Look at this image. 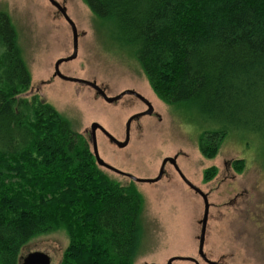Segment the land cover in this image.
Listing matches in <instances>:
<instances>
[{"label": "trees", "instance_id": "1", "mask_svg": "<svg viewBox=\"0 0 264 264\" xmlns=\"http://www.w3.org/2000/svg\"><path fill=\"white\" fill-rule=\"evenodd\" d=\"M134 50L155 94L221 123L200 148L213 157L247 122L264 137V0H84ZM9 14L0 11V264L58 229L61 264H134L143 196L110 178L91 141L35 94ZM241 160L236 164L242 170ZM216 174L208 168L204 180Z\"/></svg>", "mask_w": 264, "mask_h": 264}, {"label": "rangeland", "instance_id": "2", "mask_svg": "<svg viewBox=\"0 0 264 264\" xmlns=\"http://www.w3.org/2000/svg\"><path fill=\"white\" fill-rule=\"evenodd\" d=\"M67 8L78 30V56L60 65L66 75L95 80L109 96L132 88L153 104L154 112L132 122L129 144H113L97 131L100 156L113 166L140 178L158 175L162 161L176 156L185 176L208 194L211 204L205 253L224 256L226 264H264V137L247 122L236 123L213 157L200 148L206 130L221 123L205 119L196 109L168 104L153 91L134 50L113 37L107 26L84 0H57ZM0 11L9 14L32 81L22 97L35 94L68 118L75 130L89 139L93 122L100 123L124 140L127 120L143 109L126 95L115 103L104 100L94 88L54 77L55 63L73 53L72 28L49 0H0ZM241 160L242 170L237 169ZM216 174L204 180V173ZM124 185L133 183L143 196L140 247L134 264H164L175 254L190 253L198 245L204 200L168 163L162 179L140 183L102 168ZM69 244L67 231L58 229L31 239L21 251L23 258L34 251L50 255L61 264Z\"/></svg>", "mask_w": 264, "mask_h": 264}, {"label": "water", "instance_id": "3", "mask_svg": "<svg viewBox=\"0 0 264 264\" xmlns=\"http://www.w3.org/2000/svg\"><path fill=\"white\" fill-rule=\"evenodd\" d=\"M61 13L62 15L65 17V19L68 21V23L70 24L71 28H72V33H73V53L71 55H69L68 57H62L59 58L56 63H55V72H54V76L60 77L64 80H69V81H75V82H79L82 84H86L89 85L90 87L94 88L96 90V92L103 97L104 100H106L109 103H112L114 101H117L118 99H120L121 97H123L126 94H135L138 97L142 98L143 100H145L149 106V109L143 113L140 114H135L133 116H131L127 122V127H128V135L126 137V139L124 140H120L117 137H115L113 134H111L107 129H105V127H103L100 123L98 122H93L91 124V133H92V139H91V144H92V150L93 153L95 155L97 164L101 167V168H105L107 170H110L112 172H115L117 174L123 175V176H127L128 178H130L131 180L135 181V182H140V183H155L158 182L162 179L164 172H165V166L168 162L172 163L177 172L179 173L180 177L182 178V180L191 188L193 189L195 192H197L198 194H200L204 200V214H203V218L200 221L201 224V230H200V253L203 254V247H204V242H205V237H206V231H207V224H208V218H209V211H210V202H209V198H208V194L205 193L201 188H199L198 186H196L193 182H191L186 176L185 174L182 172V170L179 168L176 158L175 157H165L164 160L162 161V165L161 168L159 170V173L156 177L154 178H140L137 176H134L133 174H130L128 172H125L115 166H113L112 164L108 163L107 161H105L99 153V149H98V143H97V136H96V129L97 128H101V130L109 137V139L111 140V142L115 143L118 147L123 148L125 146H127L129 144L130 141V137H129V128L131 125V122L135 119L138 118L142 115L145 114H151L153 111V105L152 103L141 93L132 90V89H127L124 90L123 92H121L118 95L115 96H109L106 91L101 88L96 82L91 81V80H87V79H83V78H77V77H72L69 75L64 74L63 72H61L60 69V65L63 62H67L70 60L75 59L78 56V41H79V37H78V30H77V26L75 24V22L70 18V16L68 15L67 12V8L65 6H63L62 4H60L57 0H49ZM52 260L49 254L42 252V251H34L29 253L27 256H25L23 258L22 264H51Z\"/></svg>", "mask_w": 264, "mask_h": 264}, {"label": "flooded vegetation", "instance_id": "4", "mask_svg": "<svg viewBox=\"0 0 264 264\" xmlns=\"http://www.w3.org/2000/svg\"><path fill=\"white\" fill-rule=\"evenodd\" d=\"M54 77H57V76H54ZM91 81H94L96 82L95 80H91ZM97 83V82H96ZM98 84V83H97ZM101 87V86H100ZM103 88V87H101ZM104 89V88H103ZM129 89H132V88H129ZM105 90V89H104ZM127 90V89H126ZM134 90V89H132ZM136 91V90H135ZM138 92V91H137ZM140 93V92H139ZM128 96H131L133 97L134 99H136L138 102H140L141 105H144L145 107L141 110H138L136 112H134L133 115L135 114H140V113H143L145 111H147L149 109V106L147 104V102L145 100H143L142 98L138 97L137 95L135 94H126ZM126 95H124L123 97H125ZM123 97H121L120 99H118L117 101L121 100ZM103 98V97H102ZM149 100V99H148ZM116 101H114L115 103ZM153 105V104H152ZM154 112V107H153V111L152 113ZM151 113V114H152ZM146 115H149V114H145V115H142L138 118H135L133 121L137 120V119H140L141 117L143 116H146ZM129 120V119H128ZM127 120V122H128ZM132 121V122H133ZM127 122H126V125H125V129H124V134H125V137L124 139H126L127 135H128V127H127ZM131 122V124H132ZM106 129V128H105ZM97 131H100L102 132L108 139L109 137L101 130V128H97L96 129V136H97ZM130 131H131V125H130V128H129V137H130ZM110 132V131H109ZM111 133V132H110ZM113 134V133H111ZM114 135V134H113ZM115 136V135H114ZM116 137V136H115ZM92 139V133H91V130L89 132V140L91 141ZM110 140V139H109ZM111 141V140H110ZM113 143V142H112ZM115 144V143H113ZM116 145V144H115ZM168 157V156H167ZM172 157V156H171ZM176 158V161H177V158H178V155L174 156ZM164 160V159H163ZM170 163V162H168ZM167 163V164H168ZM166 164V165H167ZM172 164V163H170ZM162 165V164H161ZM173 165V164H172ZM173 167L175 168V166L173 165ZM161 168V167H160ZM166 168V166H165ZM176 170V168H175ZM177 171V170H176ZM165 173V172H164ZM193 190V189H192ZM197 193V192H196ZM198 194V193H197ZM200 195V194H199ZM206 235H207V231H206ZM200 236V235H199ZM199 236L197 237V240H198V245L195 246V248H193V251L190 253H180V254H175V255H172L170 256L166 262L164 264H226L223 262L224 260V256L222 257H217V258H213L211 256H209L207 253H205V243H206V237H205V242H204V247H203V254L200 253V248H199V245H200V239H199ZM147 264H158L156 262H150V263H147Z\"/></svg>", "mask_w": 264, "mask_h": 264}]
</instances>
